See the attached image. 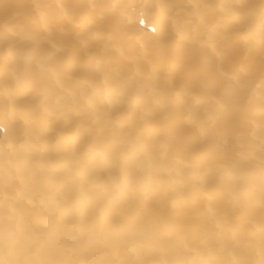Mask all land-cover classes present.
I'll use <instances>...</instances> for the list:
<instances>
[{"label": "bare ground", "instance_id": "6f19581e", "mask_svg": "<svg viewBox=\"0 0 264 264\" xmlns=\"http://www.w3.org/2000/svg\"><path fill=\"white\" fill-rule=\"evenodd\" d=\"M0 264H264V0H0Z\"/></svg>", "mask_w": 264, "mask_h": 264}]
</instances>
